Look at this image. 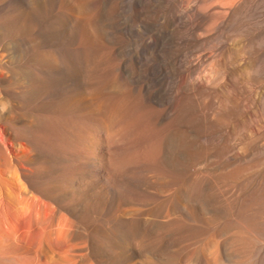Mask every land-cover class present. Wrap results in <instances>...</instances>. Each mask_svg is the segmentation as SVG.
<instances>
[{
	"label": "rangeland",
	"instance_id": "obj_1",
	"mask_svg": "<svg viewBox=\"0 0 264 264\" xmlns=\"http://www.w3.org/2000/svg\"><path fill=\"white\" fill-rule=\"evenodd\" d=\"M173 1L0 0V264H264V0Z\"/></svg>",
	"mask_w": 264,
	"mask_h": 264
},
{
	"label": "bare ground",
	"instance_id": "obj_2",
	"mask_svg": "<svg viewBox=\"0 0 264 264\" xmlns=\"http://www.w3.org/2000/svg\"><path fill=\"white\" fill-rule=\"evenodd\" d=\"M247 1L248 0H245V2L242 4L243 6L247 3ZM184 0H175V1H173V3H171V6L175 9V10H179L181 13H180V15L181 14H183V16H184V13L183 12H186V8H185V6H184ZM186 3V2H185ZM240 5V4H239ZM181 7H182V9H181ZM239 9H241V8H231L228 12H225V18L224 19H227V17L229 16V24H230V20H231V17H232V15H234ZM111 12H112V10H110ZM178 11V12H179ZM237 14V13H236ZM110 15V14H109ZM232 21V20H231ZM2 23V22H1ZM4 23V22H3ZM222 23H225V20L222 22ZM5 25V24H4ZM227 25H228V23H227ZM2 26H3V24H2ZM230 26V25H229ZM4 27H8V26H4ZM199 27H201V26H199V25H195L194 27H192L193 29L194 28H198V29H200ZM6 30H7V28H5ZM2 30V29H1ZM4 30V29H3ZM7 31H9V30H7ZM2 34V33H1ZM4 34H5V32H4ZM8 34H9V32H8ZM3 35V34H2ZM5 36H6V34H5ZM10 37V39H11V35L9 36ZM7 40V39H6ZM5 40V41H6ZM4 41V42H5ZM8 41V40H7ZM10 41V40H9ZM259 41V40H258ZM3 42V43H4ZM3 43H2V45H3ZM5 44V43H4ZM9 44V43H8ZM195 47L196 46H180V48H181V50H185V52H187V53H190L191 51L193 52V50L195 49ZM114 48H116V47H114ZM197 48V47H196ZM153 49V51L156 53L157 52V49H159L158 48V46H137L136 47V55H137V59L138 60H140V59H143V58H145L146 56H145V54L148 52V51H150V50H152ZM262 49H264V48H262ZM261 49V50H262ZM114 49H112V51H113ZM127 50V49H126ZM132 50V49H131ZM164 50V49H163ZM196 50V49H195ZM243 50V49H242ZM152 51V53H154ZM230 52V51H229ZM135 53H133V54H135ZM249 53H251V49L250 48H248V47H246L245 48V50L240 54V52H238V55H241V57H238L239 59H238V61L242 58L243 60H244V58L246 57L247 58V56L246 55H248ZM261 53H263V51L261 52ZM123 55V54H122ZM173 55V54H172ZM237 55V54H236ZM237 55V56H238ZM251 55H252V53H251ZM250 56V55H249ZM256 57H257V55H255ZM262 56H264V55H262ZM117 57V56H116ZM189 57V56H188ZM233 57V56H232ZM244 57V58H243ZM261 58V60L259 61V63H258V65L263 61V58L262 57H260ZM259 58V59H260ZM177 59V58H176ZM258 59V60H259ZM134 60V59H133ZM222 60V59H221ZM226 60V59H225ZM258 60H256V61H258ZM177 61V60H176ZM231 61V60H230ZM236 61H237V59H236ZM238 61L236 62V63H238ZM118 62V61H117ZM174 62V61H173ZM226 62V61H225ZM185 65L180 69V72H179V74H178V76H184V77H187V76H189L191 73H193V74H195V73H197V69H198V66L199 65H197V63H195V62H193L192 60H190V58L188 59H186L185 60ZM170 64V63H169ZM178 64V63H177ZM202 64V63H201ZM257 65V66H258ZM109 66V65H108ZM107 66V67H108ZM174 66H176V62H175V64L174 65H172V66H166V65H164V66H161L160 67V69L158 70L159 71V73H161V75H164V76H166V75H171V72H172V70H173V68H174ZM114 68V67H113ZM245 68H246V66H245ZM244 68V69H245ZM151 69V73L152 74H156V73H158V71H156V70H154V68L152 67V68H150ZM226 69V68H225ZM247 71V70H246ZM150 72V71H149ZM216 73V72H215ZM214 73V74H215ZM136 74V73H135ZM192 74V75H193ZM227 74V73H226ZM213 75V74H212ZM191 76V75H190ZM202 76V75H201ZM209 76V75H208ZM227 76V75H226ZM241 76V75H240ZM135 77V76H134ZM167 77V76H166ZM203 77V76H202ZM206 77H207V74H206ZM205 77V78H206ZM245 77V76H244ZM200 78V77H199ZM227 78V77H226ZM252 78H253V80L255 81V82H257V83H260V82H262V84H264V71L263 70H261V64L259 65V68L257 67L254 71H253V74H252ZM197 79H198V77H197ZM204 82H200V79H199V81L198 82H195V81H192L191 82V84H190V88H195V87H198V88H204L205 86H204V84H203ZM208 84V83H207ZM144 86V85H143ZM185 86V85H184ZM186 87H187V85H186ZM218 87V86H217ZM178 91V90H177ZM175 92V91H174ZM208 92V91H207ZM177 99L176 100H178L179 99V97H180V92L178 91L177 92ZM169 101H170V96L169 97H165V101H164V103H163V105H165V104H168L169 103ZM166 106V105H165ZM167 108H168V106H167ZM223 111L221 110V113H222ZM182 114V113H181ZM179 117H181V116H179ZM252 117V116H251ZM179 119V118H178ZM182 120V119H181ZM179 121V120H178ZM231 139V138H230ZM235 143V142H234ZM264 143V142H263ZM261 146H262V144H261ZM242 150V149H241ZM147 155V154H146ZM148 156V155H147ZM151 157V156H150ZM233 166H235V165H233ZM234 168V167H233ZM230 170V169H229ZM221 172V171H220ZM219 172V173H220ZM242 176V175H241ZM165 199V198H164ZM236 200V199H235ZM241 204H242V202H241ZM241 206V205H240ZM245 205H242L241 206V208L239 207V209H238V211H244L245 209V207H244ZM179 209H181L183 212V214H185L186 216L188 215V209H187V206H184V205H182L181 203H179ZM191 210V209H190ZM193 210H194V208H193ZM192 210V211H193ZM197 210V209H196ZM174 211V210H173ZM191 211V212H192ZM167 212V211H166ZM165 212V213H166ZM190 212V211H189ZM194 212V211H193ZM245 212V211H244ZM180 214V213H179ZM190 215V214H189ZM195 215V214H194ZM240 215V214H239ZM242 215H243V213H242ZM200 216V215H199ZM177 217V216H176ZM175 217V218H176ZM166 218V217H165ZM188 218V217H187ZM194 218H195V216H194ZM185 219V218H184ZM189 220V219H188ZM175 221V220H174ZM195 221V220H194ZM194 223V222H193ZM198 223V222H197ZM203 223V222H202ZM192 224V223H191ZM196 225V224H195ZM202 225V224H201ZM191 226H193V224L191 225ZM197 226V225H196ZM181 228V227H180ZM201 230H203L202 228H201ZM198 232V231H197ZM200 233V232H199ZM215 234V233H214ZM214 234H212L213 235V237H209V241H211V240H213V238H214ZM195 235V234H194ZM191 237V236H190ZM197 240V239H196ZM186 245V244H185ZM197 246V245H196ZM190 247V246H189ZM178 248V247H177ZM179 251V250H178ZM190 251V250H189ZM186 252V251H185ZM202 252V251H201ZM186 254H188V253H186ZM191 254V253H190ZM193 254V253H192ZM179 255V254H178ZM193 256V255H192ZM192 256L191 257H188V258H186L185 259V261L186 260H189L190 262L191 261H193V260H191V258H192ZM177 259V258H176ZM175 259V260H176ZM179 261V260H178ZM186 263H188V262H186Z\"/></svg>",
	"mask_w": 264,
	"mask_h": 264
}]
</instances>
